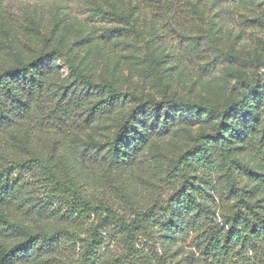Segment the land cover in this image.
Wrapping results in <instances>:
<instances>
[{
  "label": "rangeland",
  "instance_id": "rangeland-1",
  "mask_svg": "<svg viewBox=\"0 0 264 264\" xmlns=\"http://www.w3.org/2000/svg\"><path fill=\"white\" fill-rule=\"evenodd\" d=\"M151 36L148 51L144 41ZM57 47L63 55H53L52 95L42 120L0 133V182L7 181L14 194V200L0 202L10 220L0 223V245L13 248L45 234H59L60 244L48 250L40 241L39 252L15 264H80L99 223L95 215L81 219L70 203L53 199L46 170L71 180L84 200L128 223L148 212L159 216L175 199L182 186L181 177H169L176 161L201 135L215 133L221 120L209 114L177 125L149 120L146 144L129 166H117L110 152L139 99L172 100L164 116L188 114L183 105L188 102L225 110L245 100L254 135L242 128L230 139L234 173L217 157L214 167L193 166L190 181L201 194L196 201L209 209L200 220L207 225L221 227L244 206L230 192L232 185L247 192V204L263 205L264 0H0V73ZM66 58L95 86L107 82L129 96L111 115L85 122L90 108L110 96L80 81ZM73 92L84 102L64 122L57 104ZM150 115L155 118L157 111ZM34 158L42 160V168L30 169ZM102 229L99 264H110L127 248L118 228ZM154 241V250L163 249L160 239ZM193 251L170 247L181 264H202Z\"/></svg>",
  "mask_w": 264,
  "mask_h": 264
},
{
  "label": "trees",
  "instance_id": "trees-1",
  "mask_svg": "<svg viewBox=\"0 0 264 264\" xmlns=\"http://www.w3.org/2000/svg\"><path fill=\"white\" fill-rule=\"evenodd\" d=\"M132 28H135L134 25ZM153 40L154 37L151 36L149 40L144 41L148 51H151L150 43ZM53 55L62 56V48L57 47L53 52L36 56L29 63L17 64L0 73V133L13 128H24V125L28 127V123L36 122L38 119L42 120V110L49 109L47 99L52 95L50 81L54 75ZM66 63L75 76L90 86L94 92L101 90V93L110 96V100H102L90 108L85 122L95 123L102 117L111 115L120 104V99L129 96L107 82L95 86L91 78L85 76L69 58H66ZM255 91L257 95L260 94L258 90ZM90 92L88 91L85 98L91 95ZM82 99L80 95L77 96L73 92L68 100L62 104L58 103L57 110L64 117H59V119L64 122H68L66 119L72 120L81 102H84ZM172 103L170 99H164L161 102L154 99H139L117 135L116 142L113 144V152H110L111 160L115 165L129 166L126 164L136 154L138 155L149 138L150 131L146 122L152 119L159 124L163 121L165 125H177L184 121H195L202 114H209L221 120L215 133L209 136L201 135L198 138V145L182 154L176 161L169 177H181V189L175 199L161 209L159 216L151 215L156 216L154 220L148 212L138 215L130 223L125 222L105 206H96L84 200L79 188L71 180H63L55 176L51 170H46L48 179L53 185L51 193L53 199L60 198L70 203L81 219L90 218L92 215L99 219L92 239L85 246L80 264L101 262L104 243L101 229L110 225L118 228L120 235L123 234L122 241L127 248L126 254L114 258L110 264H181L170 252L172 245L193 248V257L202 264H264V203L261 206L247 204L245 199L247 192L232 185L230 192L234 198L239 200L238 203L244 206L229 216L221 227L207 225L200 220L203 216L210 215L209 209L206 205L196 201L201 194L198 188L191 184L189 175L196 164L206 168L214 167L217 157L223 162L229 174L234 173L233 151L236 148L230 146V139L237 135V129L242 128H248L254 135V131L250 129V122L253 118L252 116L247 117L246 101L243 100L237 106H231L225 110L188 102L183 104L188 114L180 111L164 116L161 111L163 108L171 109ZM235 107L238 110L236 112ZM153 110L157 111L155 118H151L150 115ZM239 111L244 114L242 118L236 116ZM19 124L24 125L19 126ZM31 161L33 165L30 169L42 168V160L34 158ZM25 163L29 162H21L17 168L23 167ZM11 200H14L13 189L7 181L0 182V202ZM0 223L10 224L9 217L2 211H0ZM144 236L147 237L145 242L140 239ZM154 239H160L161 244L164 245L163 249H153L156 247ZM40 241L48 250H57L60 244L59 234L33 236L13 248L0 245V264L29 261L35 253L42 249H36Z\"/></svg>",
  "mask_w": 264,
  "mask_h": 264
}]
</instances>
